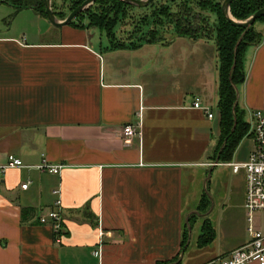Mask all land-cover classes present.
<instances>
[{"label":"crops","instance_id":"obj_1","mask_svg":"<svg viewBox=\"0 0 264 264\" xmlns=\"http://www.w3.org/2000/svg\"><path fill=\"white\" fill-rule=\"evenodd\" d=\"M21 13L0 27V166L8 156L22 162L0 171V264H209L244 246L247 232L226 249L216 236L198 248L200 225L191 251V235L181 251L186 218L202 197L194 204L191 170L212 164L219 141L208 45L171 37L104 52L91 29L66 25L41 40L15 21ZM244 69V102L262 108L264 39ZM196 99L211 119L193 108ZM127 124L139 133L128 142ZM42 159L59 174L38 171ZM49 210L63 219L58 240L39 222ZM253 222L264 235V212Z\"/></svg>","mask_w":264,"mask_h":264},{"label":"trees","instance_id":"obj_2","mask_svg":"<svg viewBox=\"0 0 264 264\" xmlns=\"http://www.w3.org/2000/svg\"><path fill=\"white\" fill-rule=\"evenodd\" d=\"M67 1L71 5L68 11L70 14L85 0ZM178 1L172 0L170 5L164 4L154 8L158 0H153L146 7L138 8L120 0H97L67 26L87 30L98 29L105 34L111 49L121 50H136L145 44L158 43L161 34L168 28H171L177 37L191 41L214 37L219 63L217 86L219 141L212 160L214 162L215 159H218V163H231L235 150L250 129L249 123L244 120V112L237 104L234 110L236 126L234 131H231L234 123L232 107L236 97L235 87L239 88L245 81L243 54L247 46L257 44L260 41L253 27L257 21L264 22V17L256 20L253 26L245 31L244 28L233 26L224 18L221 11L224 0H182L180 3ZM43 2L44 0H0V5L12 7L16 14L22 10H31L46 19ZM263 8L264 0H234L230 4L229 13L233 19L245 21ZM51 9L58 20L66 19L67 14L54 11L52 0ZM133 10L138 11L136 18L130 13ZM205 14L216 17L214 28L205 30V23L208 24V17ZM84 19L87 20L85 25L81 22ZM126 26L130 27L131 31L128 32L126 38L120 40L115 34ZM243 33L244 35L235 51V46ZM233 63L235 66L231 71ZM210 205L211 201L203 195L197 208L199 215L193 214L188 218L190 228H192V221L197 216L205 215L206 207H210ZM215 236L211 222L205 219L201 223V235L198 237L197 247L208 246L215 240ZM187 240L188 229L185 225L181 251L184 250ZM178 260L176 258L171 262L162 264H174Z\"/></svg>","mask_w":264,"mask_h":264},{"label":"rangeland","instance_id":"obj_3","mask_svg":"<svg viewBox=\"0 0 264 264\" xmlns=\"http://www.w3.org/2000/svg\"><path fill=\"white\" fill-rule=\"evenodd\" d=\"M160 1V3H159ZM182 0H179L180 3ZM172 0H158L157 4L154 8L161 7L164 4L170 5ZM53 8L55 12L63 13L69 15L68 11L70 10V3L67 0H52ZM22 12L17 17L18 19L15 21L22 22L24 25V29H28L32 34L35 32L40 33L41 40L50 41L55 38L60 28L53 27L48 22H43L45 20H40L38 23L34 21V14L30 10H22ZM18 12V13H20ZM131 15L134 18L137 17L138 11H130ZM141 13V12H139ZM15 10L8 5H0V27H7L12 23L15 19ZM208 21L205 23V30L208 28H214L216 23V17L213 15H207ZM65 20V19H64ZM60 21H63L62 19ZM83 25L87 24V20L84 19L81 21ZM21 23V24H22ZM202 25V24H201ZM20 30L22 27L19 25ZM38 29V31H37ZM36 30V31H35ZM91 35L96 39L100 40L102 43V51L104 52H116L121 51V49H111L108 39L106 38L103 32H100L98 29H91ZM254 32L257 34L260 41L257 44H252L247 46L244 51L243 59L244 62L247 60V56L251 55L253 49L257 47L264 39V22L257 21L253 27ZM131 31V28L126 26V28H121L120 31H117L115 35L122 40V38H126L128 32ZM171 37H177V35L173 32L171 28H168L167 31L163 32L160 37V42L155 44H165L167 43ZM209 37V35H208ZM191 41V40H189ZM203 42L208 45L207 50L214 53L212 69L213 75L218 80V58L215 47L214 37L207 38H199L196 41L192 42ZM146 45V44H145ZM143 45V46H145ZM153 45V44H152ZM142 46V47H143ZM141 48V47H140ZM139 48V49H140ZM127 50V49H125ZM137 50V49H136ZM247 76V73H246ZM247 79V78H246ZM261 84H264V77L260 80ZM245 82L242 87L237 88L239 96V108L244 112V120L247 123L251 121V114L259 109H252L248 107L244 102V94H245ZM215 100V99H214ZM214 103V101H213ZM217 106L215 105L213 108L214 111H217ZM218 143V138H214L212 146L216 148ZM253 142L250 138V133H248L240 142L233 157L231 159V163H243L246 162L252 152ZM214 153V152H213ZM213 158V155L212 157ZM212 159H207V162ZM213 161V160H212ZM213 164V162H212ZM227 163H218L215 168H212L210 164L208 167L198 166L192 168V181L190 189L197 193L196 201L194 204L198 203L199 198L203 195L206 196L211 201L210 207H206V213L203 216H197L192 222V242L191 247H189L188 252L193 247L196 237L199 235V228L201 223L207 219L211 222L213 228L216 230V241L215 245L226 249L231 245H234L242 235L246 233V219L243 215V209L239 206L242 203L244 193H245V180L244 174L240 171L238 174H233L231 172V168L226 166ZM201 197V198H202ZM228 197V201L225 202L223 200ZM223 201V203L221 202ZM221 203L225 204L224 209L221 208ZM200 204V201H199ZM199 206V205H198ZM198 208V207H197ZM211 211V212H210ZM210 212V213H209ZM209 213V214H208ZM201 214V213H200ZM207 214V215H206ZM257 215V213H255ZM254 214V217H255ZM202 215V214H201ZM187 219V218H186ZM254 225V222H253ZM187 252V253H188Z\"/></svg>","mask_w":264,"mask_h":264},{"label":"built area","instance_id":"obj_4","mask_svg":"<svg viewBox=\"0 0 264 264\" xmlns=\"http://www.w3.org/2000/svg\"><path fill=\"white\" fill-rule=\"evenodd\" d=\"M193 108L201 109L209 119L213 117L212 113L207 108H202L198 99L193 103ZM249 123L250 138L253 142L252 152L246 162L243 163H227L226 166L231 168L233 174H238L240 171L244 174L245 193L243 208L246 219V232L249 236V241L242 247L231 251L224 257L218 258L209 264H264V235L257 230L253 225L255 213L264 212V104L263 107L251 114ZM140 127V123L137 124ZM122 135L128 142L130 139L139 135L133 124H127ZM126 142V143H127ZM22 162L13 156L7 157V164L0 166V171L3 172L8 168H21ZM38 171L48 172L51 174H59L60 166H52L46 159H42L41 163L35 167ZM27 185H22V189H26ZM54 195H58L59 191H53ZM55 206H60V200L57 199ZM39 222L44 225H49L55 235V239H59L62 231L63 219L61 213L54 210H49L39 217ZM100 232V236H102ZM95 256L100 255V249L94 252Z\"/></svg>","mask_w":264,"mask_h":264},{"label":"water","instance_id":"obj_5","mask_svg":"<svg viewBox=\"0 0 264 264\" xmlns=\"http://www.w3.org/2000/svg\"><path fill=\"white\" fill-rule=\"evenodd\" d=\"M95 1H97V0H85L79 7H77L75 10H73L66 17L65 20L60 21L53 14V11L51 9V0H44L43 4H44V9H45L46 19L50 23V25H52L53 27H56V28L64 27V26L68 25V23L72 22L79 14H81L86 9H88ZM120 1H123L129 5L134 6V7L144 8L153 0H120ZM232 1H234V0H224L222 3L221 11H222L224 18L233 26L244 28L245 31H247L249 28H251L253 26V24L255 23L256 20L264 17V8H263V9L258 10L256 13H254L247 20L237 21V20L233 19L229 13V7H230V4L232 3ZM243 35H244V33L242 34V36L238 40V42L235 46V51H236L238 43L240 42ZM234 66H235V63H233L231 71L233 70ZM230 74H231V72H230ZM235 93H236L235 102H234L233 107H232L234 123H233V128L231 131H234V128L236 126V118H235L234 110H235V107L238 104V100H239V93H238L236 87H235ZM222 148H223V146L221 147V149ZM217 164H218V159H215L213 164H211L212 168H214ZM195 214H198V213H195ZM186 223H187V229H188V240H187L186 244H188V241L190 238V231H191V228L188 225V217L186 219ZM179 262H180V260H178L174 264H178Z\"/></svg>","mask_w":264,"mask_h":264}]
</instances>
